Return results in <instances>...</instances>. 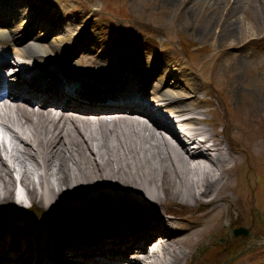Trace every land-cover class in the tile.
<instances>
[{
  "label": "bare ground",
  "instance_id": "6f19581e",
  "mask_svg": "<svg viewBox=\"0 0 264 264\" xmlns=\"http://www.w3.org/2000/svg\"><path fill=\"white\" fill-rule=\"evenodd\" d=\"M251 1L263 4L261 0ZM184 2L182 7L192 12L212 0ZM242 2L232 0L227 10L229 19L220 24L216 18L203 19L193 36H204L218 25L215 40L230 38L234 43L235 25H241L238 10L244 8ZM38 20L35 15L30 23L22 25L26 32L21 38L29 40L25 52L38 59V65L51 67V71L59 69L66 75L80 49L72 41L78 33L79 39L84 38L83 29L72 39L58 36L46 41L31 31ZM256 20L258 15L251 20L253 27ZM255 31L259 32L257 28ZM87 37L90 45L82 52L90 57V63L82 74L89 81L60 73V84L53 85L47 100L36 109L20 100H0V121L12 136L9 146L0 144V205L14 204L17 173L28 201L43 210L57 206L77 218L89 217L88 226L92 228L84 230L85 222L77 221L71 225L76 228L81 224L78 230L62 227L53 233L33 232L29 237L1 232L0 241L7 247L9 258L20 259L23 254L33 257L35 252L36 257L49 259L46 264H185L201 243L220 249L216 246L219 233L231 242L225 228L243 215L246 199L241 197L242 190L256 172L251 160L264 154V141L259 135L249 137L246 131L247 125L253 128L264 97V66L258 71L252 67L261 54L246 49L244 44L222 50L224 59L217 67L226 79L224 91L230 105H236L234 99L240 92L239 80L246 65L250 67V84L257 90L246 115L237 119L231 111L226 119L214 109L212 113L210 109L201 110L206 104L196 98L197 85L187 74L171 81L169 73L161 76L153 67L141 72L146 67L141 70L138 64L118 60L120 42L109 39L104 29L90 31ZM98 43L105 45L103 52L97 51ZM55 55L70 61L49 60ZM97 61L107 67L103 75L114 80L110 90L105 91L97 81L104 77ZM74 66L77 68V63ZM75 71L73 67L71 73ZM93 84L99 85V94L90 91ZM11 89L8 94L18 98L17 88ZM146 93L154 96L145 101ZM245 96L252 97L248 93ZM155 99L164 105L156 108ZM147 108L173 117L177 132L171 130V122L150 117ZM180 114L187 117L179 118ZM240 185L243 187L238 188ZM168 202L186 205L188 211L195 208L194 214L180 217L187 221L194 217L193 223L180 232L174 229L177 217H166ZM121 208H127L135 219L129 217L122 222L116 213ZM209 215L218 220L208 225L212 221L206 223L205 217ZM117 253L120 257L114 256ZM208 257L206 253L199 263L208 262Z\"/></svg>",
  "mask_w": 264,
  "mask_h": 264
},
{
  "label": "rangeland",
  "instance_id": "374dc122",
  "mask_svg": "<svg viewBox=\"0 0 264 264\" xmlns=\"http://www.w3.org/2000/svg\"><path fill=\"white\" fill-rule=\"evenodd\" d=\"M42 1L46 0H39V5ZM50 1L53 2L56 8L50 10L47 8L48 6H45V12L42 17L50 18L51 14H54V19L58 21L56 29L52 33H49V30L53 28L52 25L48 26L49 23L41 27H35V30L38 32H45L44 35L48 36L46 41L49 39L55 40L57 35L64 31H66V37H74L77 31H71L72 29L70 30V28L67 29L69 22L72 20L76 21L79 26L82 24L83 27L88 26V29L99 27L108 31L112 39L115 38L120 42L122 53L118 54V60H122V62L140 60L142 64L141 70L147 63L148 65H155L159 69L157 74L160 73L161 76L167 71H169V74L173 72L175 75L170 76L171 81H174L179 74H187L190 77V81H194L197 85L196 96L208 99V96H203L204 90L200 88H205V90L214 94V97L210 98L212 101L211 105L218 107L216 112L220 115L224 114L228 116L232 111L238 119L246 115L247 108L253 105L252 100L256 97L257 90L255 86L250 84L252 82L250 81L251 76H247V72L250 70L249 65L243 67L245 73L239 80L241 82L239 86L240 92L235 95L234 99L236 108L230 105L228 96L224 91L226 79L219 75L217 66L224 59L222 50H227L226 48H231L232 46L237 47L240 44H244L246 49L255 50L261 54L260 61L252 64L255 71L260 70L264 66V0L260 2L263 3L262 6L257 5L255 1L252 3L251 0H243L241 7L244 8L238 10L241 25H235L236 35L234 43L230 38L219 39L218 37L215 40L216 37L213 35L217 32L218 25H214L212 30L204 36L203 33H200L201 36L199 35V37L192 34L195 30L199 29L198 27H200L201 23H204L203 19L205 18H208L209 21H213L216 18L218 24L221 21L229 19L227 10L232 0H212V3H209L207 6H196L192 12H189L188 7H182V4L185 5L184 0H179V2L164 0H49L47 3ZM108 9L111 12H108ZM256 15H258V20L255 21L253 27L251 20ZM28 16H30V12ZM139 23L144 28L151 29L158 35L146 32L139 26ZM205 25L207 26L208 23ZM134 27H136V30ZM255 28L259 32L255 31ZM247 32L252 34L248 36ZM162 35H165L168 39ZM78 44L86 45L87 42L83 43L80 41ZM182 47L191 48V50H188L190 51L187 53L188 56L183 57L181 55L179 50L182 51ZM132 51L133 56H129L128 54ZM186 66L189 67L186 68ZM243 80L247 81V83L243 82ZM245 93L250 94L252 97L248 98L245 96ZM259 107L256 120L252 123L253 128L249 129L247 125L246 131H248L247 135L249 137L259 135L264 141V97L259 102ZM3 156L5 155L3 154ZM251 161L256 172L251 176V181L245 184V187L238 186V188L243 187V196L241 197L246 199L243 215L238 220L250 227V224L247 222L249 212H246V209L252 207L260 216V219L256 217L257 224L252 228L258 231V236H264V228H262L264 223V154ZM232 194L236 197L234 192ZM234 200L239 205V201L237 199ZM237 204L236 206H238ZM166 205L168 208H173L186 216L196 212L193 207H190L191 210L188 211L186 205L172 202H168ZM4 208L15 210L17 207L10 204L0 205V220L3 221ZM224 211L225 206H222L221 213ZM53 214L48 217L49 220ZM8 218L11 224H18L20 222L16 220L17 218L15 219L10 216ZM205 219L206 223L212 221L208 225L218 220L215 215L206 216ZM251 240L246 239L245 242L250 244L256 242V240L253 242ZM261 243L259 244L260 246L257 245L258 249L253 251H248L249 249H247L243 253L229 259L226 264H264V240ZM181 247L184 250L187 248L183 247L182 244ZM218 263L225 264L221 260ZM177 264H183V262L180 261Z\"/></svg>",
  "mask_w": 264,
  "mask_h": 264
}]
</instances>
